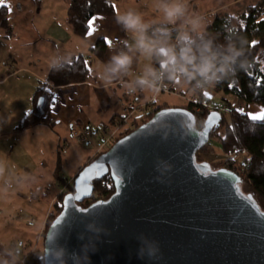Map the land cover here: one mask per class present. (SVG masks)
<instances>
[{
	"label": "water",
	"instance_id": "95a60500",
	"mask_svg": "<svg viewBox=\"0 0 264 264\" xmlns=\"http://www.w3.org/2000/svg\"><path fill=\"white\" fill-rule=\"evenodd\" d=\"M223 120L210 111L198 129L187 109H163L87 164L46 233L44 264H264V209L238 173L198 159ZM108 175L115 194L82 207Z\"/></svg>",
	"mask_w": 264,
	"mask_h": 264
},
{
	"label": "crops",
	"instance_id": "0c3cea01",
	"mask_svg": "<svg viewBox=\"0 0 264 264\" xmlns=\"http://www.w3.org/2000/svg\"><path fill=\"white\" fill-rule=\"evenodd\" d=\"M110 1L115 5L116 16L111 18L94 17L90 21L88 34L81 37L73 31L72 26L68 23L69 0H0V6L9 8V28L5 31L4 36L0 33V39L1 37L10 38L7 42L12 45L8 55L0 56V120L4 124L8 123L12 126L10 129H0V135L4 132L16 131L19 121L33 110L32 99L38 87L42 84L53 87L48 80L51 68L79 56L84 57L88 64L89 80L84 83L54 87V104L50 106L41 124L22 131L24 134L39 130L37 132L43 143V138L45 139L48 134H53L59 141L67 135L73 138L72 129L76 126L97 129L103 125L119 124L126 116L125 106L134 98L139 99L142 105H146L150 111L162 106L186 108L191 103L198 102L222 104L228 110H237V107L241 106L242 102L238 97L216 92L213 86L203 89V101L190 88L186 92L178 94L176 92L178 84L164 85L168 89L165 91L168 92L167 96L161 95L165 92L157 90H141L136 84L138 79L147 78L155 80L156 84L159 83L161 77L156 79L150 73L155 72L156 67L161 64L156 60L155 55L145 56L135 48L132 34L124 32L123 28L116 23V17L127 11H134L140 13L144 21L150 24L148 29L164 25L180 29L178 26L166 24L162 12L157 10L158 0ZM193 1L190 5L188 0H184V3L187 9L186 19L198 18L200 21L196 33L206 31L215 13L227 12L230 16H240L245 13L248 7L258 2L257 0H229L214 8L204 10ZM249 1L255 2L248 5L242 13L231 12V9ZM185 29L189 30V26L185 25ZM116 37L125 43V51L112 44V39ZM99 41H104L107 45L103 60L96 57L95 48ZM176 42L177 39H157V44L173 48ZM120 52L131 56L132 63L126 71L111 73L109 71L110 59ZM133 88L135 91L132 90ZM5 97H8L7 104L3 102ZM173 97L179 98L180 104H171L169 101ZM246 111L251 120H253V116L264 117V108L259 105L248 104ZM223 137L222 133L221 138ZM98 141L97 136L93 135L89 143H85L93 148V153L88 157L85 166L97 157ZM240 155L247 157L246 153ZM225 158L227 157L225 156ZM76 176L70 179L62 177L66 182L71 183ZM37 210L40 213L42 211L38 208ZM52 211H49L44 218L40 216L43 222L36 236L38 240L43 236L48 216ZM25 239L24 237L16 240L10 238L9 243L0 239V262L6 261L7 264H11L13 258L19 260L20 251H17V244L21 249H25L27 243ZM19 264H22V261Z\"/></svg>",
	"mask_w": 264,
	"mask_h": 264
},
{
	"label": "trees",
	"instance_id": "16d2710c",
	"mask_svg": "<svg viewBox=\"0 0 264 264\" xmlns=\"http://www.w3.org/2000/svg\"><path fill=\"white\" fill-rule=\"evenodd\" d=\"M69 2L68 23L72 26L73 31L81 37L88 34L90 21L94 17L111 18L116 16L115 5L110 0H69ZM8 16L9 8L0 6V25L5 29L9 28ZM161 27H167L171 30V37L163 39H177L179 30L168 25L152 27L147 30V34L154 39H159L154 37L153 34ZM193 35L197 39L196 46L210 45L212 52L216 54L217 68L223 66L227 71L224 74L218 73V75H221L220 81L211 84L205 83L200 76L193 79L183 74H177L175 82H173L169 79L170 73L167 71L161 72V65H158L155 72L159 77H162L164 85L173 86L177 84L182 76L189 88L202 101L203 89L213 86L216 92L233 95L245 104H256L264 108V0H258L255 5L248 7L245 13L240 16H230L227 12L215 13L206 31ZM106 49L107 45L104 41L97 43L95 51L99 60L105 58ZM174 49L177 58H179L182 53V45L178 40ZM229 57L231 59H227ZM159 59L156 56V60ZM89 78L90 69L82 56L74 57L69 62H63L51 68L48 80L53 87L42 84L36 89L32 99L34 108L19 121L16 131H26L41 124L53 104L51 101L54 99V87L84 83ZM167 108L169 107L162 106L152 111L150 113L151 119L156 113ZM197 108H199V111H197ZM185 109L195 115L197 128L202 129L210 111L202 103H191ZM228 116V119L224 118L219 128V130H223L222 133L224 134L223 138L220 137V143L222 153L227 157L225 162L228 163L229 169L243 178L244 183L242 186L247 187L257 198L259 204L264 207V119L254 121L246 113L234 109L229 110ZM218 131L212 134L211 137L217 136ZM130 133L123 132L116 142ZM242 153H246L247 157L242 161H238L236 156ZM223 166L224 164L220 162L213 163L214 169H220ZM54 176L67 189L68 187L70 189L58 196L53 211L48 216L43 234L44 238L50 225L61 213L64 198L74 191V181L77 177L73 179L72 185H70L71 183L68 184L61 176L60 160ZM94 187L92 198L81 204L82 207L87 208L98 201H108L116 191L110 175L101 181H96ZM41 253L39 256L40 251L36 252L31 264H44V250Z\"/></svg>",
	"mask_w": 264,
	"mask_h": 264
},
{
	"label": "rangeland",
	"instance_id": "374dc122",
	"mask_svg": "<svg viewBox=\"0 0 264 264\" xmlns=\"http://www.w3.org/2000/svg\"><path fill=\"white\" fill-rule=\"evenodd\" d=\"M191 1L188 0L189 5L192 3ZM226 1L229 0H194L193 3L199 4L200 8L206 10ZM253 2L255 1L243 2L231 9V12L242 13L248 5L254 4ZM6 30L0 26L2 36H4ZM8 40L10 38L1 37L0 56L8 55L9 49H12V45L7 42ZM177 84L176 92L178 94L186 92L189 88L182 76ZM163 94L167 96L168 92L161 95ZM7 98L3 99L5 104L8 103ZM169 102L180 104L181 100L173 97ZM247 105L242 102V107L238 106L237 110L246 113ZM214 106L221 107L223 105L214 104ZM224 107L227 109L226 106ZM227 111L224 117L228 119L229 110L227 109ZM11 126L0 120V129H10ZM37 131L39 130H35L33 133L26 132L27 134H24V131H11L0 135V169H2L0 171V239L9 243L10 238L12 240L26 238L25 249H21L17 244V251H20V262L26 256L28 261L31 262L36 252L40 251V256L41 251L44 250V237L41 236L39 240L36 238L43 222L40 216L44 218L49 211H52L58 196L66 192L65 185L61 184L54 176L59 160L61 176L70 179L79 173L80 169L85 166L88 157L93 153L92 146L86 145L70 135L59 141L53 134H48L45 139L43 138L42 143ZM132 131H125V133ZM222 131V129L219 130L217 136L211 137L208 146L201 151L198 158L200 162H209L212 166L214 162L224 164L223 167L228 165L221 149L220 137ZM110 148L101 153L107 152ZM214 154L216 156H213ZM245 156L237 155L236 158L238 161H242ZM72 184L73 180L70 185ZM69 189L68 187L66 190ZM242 189L245 194H252L247 187L242 186ZM260 206L262 209L264 208L262 205ZM37 208L42 210L41 213ZM25 254L27 255L23 257ZM19 260L13 258L11 264H19Z\"/></svg>",
	"mask_w": 264,
	"mask_h": 264
},
{
	"label": "clouds",
	"instance_id": "9594fccd",
	"mask_svg": "<svg viewBox=\"0 0 264 264\" xmlns=\"http://www.w3.org/2000/svg\"><path fill=\"white\" fill-rule=\"evenodd\" d=\"M158 5L157 10L162 12L166 24L178 26L180 29L177 33V40L182 45V53L179 58H177L173 47L159 45L157 39L147 34L150 24L144 21L140 13L127 11L116 17V23L123 28L126 34H132L135 40V48L143 55L148 57L155 55L160 58L158 62L161 64V72L167 71L170 73L169 79L173 82H175L177 74L190 76L193 79L200 76L205 83L209 84L219 82L221 75H218V73L224 74L227 69L223 66L217 68L216 54L212 52L209 44L196 46L197 39L193 33L197 32L200 21L198 18L186 19L187 9L184 0H158ZM185 25L189 26V30L185 29ZM153 36L159 39L170 38L171 30L167 27H161L154 32ZM131 63L132 57L125 52H120L111 57L109 71L111 73L126 71ZM150 74L159 79L156 72ZM136 84L141 90L146 89L148 91H154L158 87L155 80L147 78L138 79ZM132 90L135 91L134 88ZM63 255V250L58 251L55 253L54 259L62 262ZM0 264H7V262H0Z\"/></svg>",
	"mask_w": 264,
	"mask_h": 264
},
{
	"label": "built area",
	"instance_id": "2783aa9c",
	"mask_svg": "<svg viewBox=\"0 0 264 264\" xmlns=\"http://www.w3.org/2000/svg\"><path fill=\"white\" fill-rule=\"evenodd\" d=\"M112 44L117 46L120 50L125 51V43L121 39L117 37L113 38ZM157 85L158 87L156 90L158 92L168 91V89L164 87L162 77L160 78V81ZM196 104H199V102ZM203 106L208 111H219L222 114L228 112L224 106L215 107L212 103L203 104ZM125 107L126 116L123 119L122 123L119 122V124L103 125L97 129L76 126L72 129L73 136L82 143H89V140L93 135L97 136L99 140L97 145V153L99 154L104 150L110 148L116 142L119 135L123 133V131H134V129L136 130L137 128L147 124L151 120L150 113L152 111L147 109L146 105H142L139 99L134 98L132 101H129ZM197 111H199V108H197ZM200 154L201 151L198 153V158ZM228 166L229 165H226L225 168H228ZM66 189L67 187L65 188V191ZM22 264H31V262L28 261L27 256L22 259Z\"/></svg>",
	"mask_w": 264,
	"mask_h": 264
},
{
	"label": "snow or ice",
	"instance_id": "6c2138e0",
	"mask_svg": "<svg viewBox=\"0 0 264 264\" xmlns=\"http://www.w3.org/2000/svg\"><path fill=\"white\" fill-rule=\"evenodd\" d=\"M51 103H53V104H54V101H51ZM261 118H264V117H256V116H253V117H252V119H253V120H256V119H261Z\"/></svg>",
	"mask_w": 264,
	"mask_h": 264
}]
</instances>
